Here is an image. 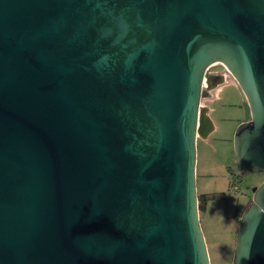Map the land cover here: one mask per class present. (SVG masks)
<instances>
[{
    "label": "water",
    "instance_id": "water-1",
    "mask_svg": "<svg viewBox=\"0 0 264 264\" xmlns=\"http://www.w3.org/2000/svg\"><path fill=\"white\" fill-rule=\"evenodd\" d=\"M229 77L264 175V0H0V264H211L197 139ZM233 264H264V182Z\"/></svg>",
    "mask_w": 264,
    "mask_h": 264
},
{
    "label": "rangeland",
    "instance_id": "rangeland-1",
    "mask_svg": "<svg viewBox=\"0 0 264 264\" xmlns=\"http://www.w3.org/2000/svg\"><path fill=\"white\" fill-rule=\"evenodd\" d=\"M224 71L221 64L211 69L212 73ZM247 103L244 91L233 77L227 78L211 92V97L203 100L213 131L197 139L198 193L226 194L225 199L210 201L206 209L200 211L211 264H233L240 220L264 182L263 174L248 170L240 183L230 186V170H237L235 134L248 120Z\"/></svg>",
    "mask_w": 264,
    "mask_h": 264
},
{
    "label": "trees",
    "instance_id": "trees-1",
    "mask_svg": "<svg viewBox=\"0 0 264 264\" xmlns=\"http://www.w3.org/2000/svg\"><path fill=\"white\" fill-rule=\"evenodd\" d=\"M230 186H234L237 183H240L241 178L243 174H238L236 171L233 169L230 170ZM226 194L225 193H213V194H200L199 195V208L200 211L205 210L206 206L210 201H215V200H222L225 199Z\"/></svg>",
    "mask_w": 264,
    "mask_h": 264
},
{
    "label": "built area",
    "instance_id": "built-area-1",
    "mask_svg": "<svg viewBox=\"0 0 264 264\" xmlns=\"http://www.w3.org/2000/svg\"><path fill=\"white\" fill-rule=\"evenodd\" d=\"M211 69H212V68H210L209 70H207L206 73H212V72H211ZM204 83H205V82H204Z\"/></svg>",
    "mask_w": 264,
    "mask_h": 264
},
{
    "label": "crops",
    "instance_id": "crops-1",
    "mask_svg": "<svg viewBox=\"0 0 264 264\" xmlns=\"http://www.w3.org/2000/svg\"><path fill=\"white\" fill-rule=\"evenodd\" d=\"M203 106H205V105L203 104Z\"/></svg>",
    "mask_w": 264,
    "mask_h": 264
}]
</instances>
